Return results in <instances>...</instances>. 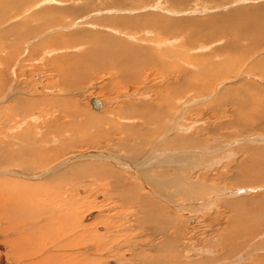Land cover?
Instances as JSON below:
<instances>
[{"label": "rangeland", "instance_id": "obj_1", "mask_svg": "<svg viewBox=\"0 0 264 264\" xmlns=\"http://www.w3.org/2000/svg\"><path fill=\"white\" fill-rule=\"evenodd\" d=\"M19 1L21 2H19L18 4L17 0H0V101L4 98H7V101H9L11 99L10 97L15 96L16 94L21 95L22 93L23 99L29 101L30 99H32L31 101H34L33 103L35 104L33 106L35 108H31L28 111V104L30 103L28 101L26 103L27 107L24 106L23 108L25 109L27 117L25 119L22 118L21 120L20 115L23 114V112L13 113L14 115L10 112V107L12 105H15L14 102L7 103L5 101L6 104H1L0 145H3V139L5 138L4 140H6V142L4 141V143L15 145L14 147H16L17 144L20 146V142L19 140H17L16 135L21 131L15 133L13 131L16 128L20 129L22 125H25L27 123L26 129L30 127L31 141L35 139L37 141V144L35 145L37 146V148L40 147L37 152L34 151L36 158L38 157V155H42L43 157V161H39L41 163H44L42 167L43 169L41 167L38 168L39 174L44 173L45 171L50 172L53 167L70 159L71 156L74 157L75 155L77 156L79 154H89L92 151L100 152L101 150L105 151L109 149L110 150L108 152L111 153V149L117 148L113 145V140H117L118 138L123 139L125 136V130H123V127L120 128V126L125 124L122 121H118L120 115H123V107H125L127 104H130V101L140 102V100H135L136 97L129 99L126 98L124 100H122L121 98L132 95L133 93L135 94L139 91L140 87H144L146 88V90H143V94L146 96L145 92H147V94L150 93L148 94L150 96L149 100H151L153 96L155 98V96L158 95L156 90L158 91V93H160V91L167 88L168 90L163 92V96L166 99L168 98L170 93L165 92H168L171 87H173L171 83L179 82L177 83V86H174V88L183 83L186 86L187 91L185 90L181 93L178 91L176 94L177 97L172 98V101L170 102H166V105L170 106H166L165 108L168 109L170 115L173 112L175 116L184 115L178 123V127L180 126L181 128H179L181 130L188 129L187 131L189 132L186 131V133L178 130L175 131L173 135L185 137L190 136L191 134V136H193L195 139H202L204 137V139H206V144L201 145L199 148H191L196 150H179L177 152H174L179 153L187 151H201L205 153V151L208 150L210 146L216 147L219 146L220 143L221 146H219L218 148L228 146V148L225 149L228 151H225L221 154H218L216 152L214 154L205 153L206 155L204 156V158H206V160L208 161H210L211 159V164L215 165V163H220L217 164L218 166L216 165L213 168H209L206 165L205 161L201 162V160H199L201 158L196 157L197 154H193V156L198 159H193L195 161L191 164L188 163L189 165L187 168H182L179 170L180 172L178 171L176 173H180V175L187 177L182 178L183 180L186 179L184 181L181 178L177 179L181 180V183H184L186 185L185 187L187 188L188 195H185L183 197L179 195L178 198L176 197V199H173L172 201L170 192L173 191V189H170V191H165V193L164 191H162L163 195L161 193V197L163 196V200L165 201V199H168V201L170 200V202H174V204H172V207H169L170 205L168 204V201H166V203H160L161 206L159 205V207H161V209H165L164 212H166V216H170L174 220H176L179 228L183 229L185 233H190L189 235H187L189 240H187V238L184 239L182 241V244L188 242L189 248L192 249L193 252L196 250L203 251L212 249L214 250L213 252L220 253V255L218 254L213 256L212 259H207L205 257H201L200 255L197 256L196 254H194L190 258L192 262L187 261V263L191 262V264H228V262H231L237 258L239 264H264V233H261L262 236L258 238L259 243H251L247 247H244L240 253H235L233 255L232 250L234 249V247L239 245L240 240H242L241 242H246L247 240L250 241V239L252 240V238H250V235H252L251 231L250 234H247V237L244 238L242 237L241 233L237 232L236 230H230L231 232H229V228L226 226V224L230 221L228 219L229 215L233 216L235 215V213H231L232 209H230V206L226 207V202H228V200L215 201V198L213 197L215 196V194L212 193L213 189H217V191L222 190L221 193H224L225 189L228 191H236L237 188H240L236 183H238V179H241L242 175L237 176L238 178H234L233 174L241 172L240 169L243 164L249 165L250 160L246 157V155L240 153L241 155L239 156V153H237L242 146L245 147L253 145L247 144V142H249V139L247 138H261L255 144L261 145L264 148V76H260V74H264V71H262V73L261 71H257V68L254 65L258 61V59L262 60L264 58V0H49V2L47 3V0ZM44 2L46 4L42 6ZM14 3H16V5ZM20 3L21 5L22 3L25 5H22L20 8H18L17 6L20 5ZM40 3L42 4L40 5ZM158 4L162 6V10H157ZM241 10L244 11L242 12ZM25 12H29V15H25ZM47 12H49L48 15ZM170 12L172 14L174 13L175 15L171 14L170 16L169 14H167ZM236 13L239 14L237 15ZM243 17L245 21L243 20ZM104 18L107 19L105 22L106 24L100 23L99 25H93L92 22L94 20L97 21L102 19L101 21H103ZM129 19L131 20L129 21ZM50 20L51 24L48 25L47 23ZM123 20L126 22V24L122 22ZM128 21L130 23H128ZM135 22L136 24L132 25V23ZM244 24L246 25L244 26ZM16 26H20L21 31H23L22 36L25 37L24 39H20L16 35H14L13 32ZM168 26L169 28H167ZM33 29L34 31L32 32ZM84 33L109 35L110 39H116L121 42L123 41L122 43L124 44V46H127V49L129 50L141 47L140 49L149 54V57H151V59L153 57V60H155V62L161 63L162 66H167L160 68H153V66L143 68L145 64H142L139 67L141 71L138 69V71H140L138 72V80L132 79L124 82L125 80L118 77L120 72L117 73L116 70L113 71V69H117V66L101 65L100 67L98 65H93L91 61H88L84 65L86 69V71L84 72L90 73L88 77L89 80H85L79 91L69 93L67 90L65 91V87H63L65 77L63 78L62 75L57 74L65 69V65L64 63L57 64L58 62L53 61H56L58 58L66 56L71 57L76 55L79 56L85 53L87 51V45L85 46L81 44L76 46H66L69 40L74 39ZM54 40L56 42L60 40L61 45L55 46ZM233 44H235V47H238L237 50L239 51L234 49L235 47L233 46ZM184 49H187V51H185ZM32 51L34 53H32ZM181 51L183 56H181ZM179 52L180 54H178ZM117 55L120 54L117 53ZM90 56L92 57V55ZM98 56H100V54H98ZM94 57L95 56H93L92 59H94ZM253 57H256V59ZM42 58L44 59L43 61ZM101 59L102 58H99L97 59V61H100ZM39 60L42 62L38 63ZM74 60L77 61L76 64L79 62L78 58H74L73 61ZM181 60H183V62ZM51 62H53L52 65ZM94 64L96 63L94 62ZM185 64L186 66H184ZM58 65H60V68H58ZM204 66L205 68H207L203 69ZM167 74L168 76L165 77ZM253 78L255 80H253ZM149 84L150 86L153 85L152 87H150L151 89L149 88ZM19 85L26 87L25 92H27V94L24 91L17 89L18 87H20ZM233 88H238L241 91L244 90L241 93V97L237 99L236 102L231 104H224L220 102V95L218 96V94L220 93L219 91H222L223 89ZM149 90H151V92H149ZM236 96L237 93L234 92L233 98H236ZM242 96H244V98ZM51 97H54V100L57 99L62 102L68 100L70 104H67L65 108V105L61 102L62 106L60 110L59 108H56L52 113H50L49 111L51 110L46 104H39L36 102L44 100L48 101L47 99H51ZM94 98L102 101L106 105L104 111L102 110L100 112H95L93 110L90 101ZM197 99H203V102L200 103ZM141 102L144 103L143 101ZM74 103H77L78 105L77 107H75V109L73 106ZM260 104H262L263 106ZM68 106L70 110L68 109ZM188 106L192 107L189 108ZM78 107L83 110L84 114L83 118H80L81 121L78 122L79 124H76L73 120L71 121V116L68 117V114L69 112H75ZM64 109H66L67 112H64ZM180 111H183L184 113H181ZM45 113L48 114L43 115ZM51 114L53 115L52 117L54 121L61 117V114H63L64 117H61L59 121L62 124H67L70 122L73 126L81 125L82 120L87 118L85 114L94 115V118L96 117V119L105 122L106 126H103V128H106L104 130L101 127H98L99 129L95 127L93 132L91 131L92 134H90V136L97 133V130H104L105 132L109 131L107 133L108 135L110 133V135L107 140H103V143L101 142L102 140L98 142L99 146H104L102 148L98 147V143H96L94 147H88L85 143L81 144V141L85 139V136L87 135H85L84 131L88 132L85 129L82 131L83 133L79 135L73 133L74 137H71L72 135H70V132L64 131L65 133L63 134V136H65L66 141L64 142H67L66 144L60 143L61 138L53 136L50 133V135H48L49 137H52V141L50 142V140L45 137L48 131L44 126L47 123H52ZM165 114L168 115L167 112ZM116 115H119V118H115L114 116ZM121 117L124 118L123 116ZM31 118L35 120L29 121ZM165 118L166 116H164V122ZM107 122L112 125L109 126L110 128L108 127L109 124ZM213 128H215V131L212 130ZM116 130H118L119 132ZM200 132L201 135H199ZM203 135H205L206 137ZM41 140H44V143L41 144ZM55 140L58 141V146H46L50 145ZM239 140L242 141V146H240L241 144H234ZM77 141H79L80 143H77ZM260 141H262V143H260ZM72 142L75 143L73 144ZM105 142L108 145H105ZM222 143H224L225 145ZM229 145H231V147H229ZM60 147L61 149L62 147L65 148L64 155H59L58 151ZM84 149L86 150V152ZM145 149L144 154L147 153V149L148 151L150 149H153L152 144H150L148 147L146 146ZM158 151L156 152L159 153ZM47 152H51L52 154L55 153L54 155H57L55 156L57 157L56 160H53L55 158H53L54 155L52 156L51 153L47 154ZM159 154H164V152L161 151ZM231 154L232 157L226 160V158H228V155ZM48 156H52L51 158L53 161L51 160V162H49L50 158H48ZM44 157H46V160ZM187 157L182 159H186ZM82 159L86 158L83 157ZM237 161L240 167H235L230 170V166L233 164L235 165ZM86 162L89 161L86 160ZM46 163L48 164L46 165ZM49 164L51 165L48 167ZM72 164L74 163H71V165L68 166H64L61 171L67 170V167H74L75 164ZM161 167L163 166H160L159 168ZM19 168L20 167H17L18 170H26L24 168ZM4 169L6 170L7 168H0V170ZM38 169H35L36 172L34 170L28 171L30 172L28 174H30V176L37 175ZM160 170L165 171V168H161ZM33 171L34 173H32ZM58 174L59 172L57 174L54 173L48 175L49 177L46 176L45 179L41 177L43 178V180L31 179L32 181H30V179H26L25 181V179L22 178H19V180H11L6 175L0 176V179H2L3 182L10 180L19 183H34L33 185L42 184V186L47 185L50 187L55 185V187L59 189L58 190L56 188V199L59 198L60 201L59 199H55L54 204L55 206H57V208L55 209L54 215H59V213H57L59 210L57 209L59 205H64V203H61L62 199L68 203L64 209H67L72 203H74V208L77 209L76 212L79 213L78 215H80L78 217L77 213L75 212L76 220L81 218V220H78L75 225H78L81 228H79V230H74L77 231L75 233L72 227L71 230L69 227L66 231L65 229L62 231L66 233H64V237L62 236V240H57L56 237V240H53L54 238H50L49 240V238H45L46 231H43L42 229L44 226H46V224L54 221L53 217L51 215L49 216V214H46L45 216H38L37 219L33 220V222L31 221L30 223L27 221L24 224L21 222H19V224H11L9 219H3L0 216V220L3 219V224H1L0 222V242L2 241V245L4 243L5 246L10 247V245L7 244L8 240L11 241L22 238L24 239L27 235L25 232H22V229L28 228L31 231V233H29L28 235L35 234L40 240V248L38 247L39 249L33 251V253H37L41 248L46 247L49 249L46 254H41L38 258V261L35 262L43 261L44 259L49 257H63L62 255L64 254H66L64 256L71 257L72 251L74 256H72L71 258L79 259L82 258V255H84V253L81 254V252L84 251V257L86 259H91V255L92 257H95L96 261L97 259L100 261H105L104 259H107V257L111 255V260H109L108 264H117V261L119 262L118 264H142V261L133 260L132 254L145 253L151 256L153 253L149 252L150 250L148 249V245L151 246L152 244L153 246L157 245V247H162L165 234L173 236L175 230L177 229H171L168 231V233H164L165 230L161 231L158 229L151 232L142 229V231L137 232L136 225L138 223L135 220L138 217L137 212L133 209H128L125 212L124 209H121V205L115 204L116 201L114 202V200H111L114 203H112L111 205V201H109L108 197L112 194V192L105 190L108 189V187H105L109 185L108 179L104 180L106 182H104L102 179H97V177L83 178L81 180L82 182L77 181V183L76 181L72 180L63 182H53V180L51 181V179L54 177L53 175L56 176ZM130 178L134 185L131 182H129V184L137 186L138 188L142 187V185L137 183L136 180H132L133 177ZM168 179L170 178H167L166 181H168ZM169 182H166V184H168ZM199 182H203V189H201L200 191L193 189V185H190L197 184ZM99 183H101L102 185ZM242 189H250V187ZM241 191L243 195L248 196V199L252 197H255V199H259L264 196V192H254L253 194H248L245 193L244 190H239V195ZM61 192H63L64 194H61ZM211 197L213 198L212 201L210 199ZM114 198L115 197H113V199ZM195 198L202 200L194 201L196 200ZM89 201H92V203L90 204L91 206L95 203V208H93L94 205L93 207H90ZM86 203L88 205H85ZM202 205L203 207L207 206L209 208H213V210H210L208 212L202 209ZM183 207L185 210L182 209ZM166 208H168L167 211ZM99 211L102 212L101 214L110 215V221H113V223H117V226L113 229V232L111 234V238H113L114 236L115 241H113V244L107 246L108 248H105L104 251L106 252V254L104 253V251L102 252L99 249L101 248V246L95 245L91 242V239L88 238H90V235L95 236L104 233L105 231H107L108 227H93L92 225H89L93 223L94 220L88 225L84 223V220L89 215V213L99 214ZM128 211L130 212V214H132L131 216L136 215V217L128 219V221H123L122 215L128 213ZM64 212H66V210ZM83 218L84 220H82ZM207 220H212V223L209 224ZM43 221L47 222L44 223ZM88 226L92 228L89 229ZM6 227L8 230L6 229ZM82 227H84V229ZM101 229H103V231ZM71 231H73L74 233ZM156 231H158V233ZM226 231L230 233L228 234L227 238ZM152 232L156 235L150 234ZM71 233L73 234V236ZM80 233L81 236L79 235ZM65 235H67L68 238L65 237ZM75 237L78 238V241H80L78 249L74 248L70 250L71 253H69L70 251L60 248L63 245L69 244V242H71V240ZM129 237L132 238L130 239ZM83 238L84 240H82ZM213 239H219V244L222 245L221 249H218L219 244L216 245L212 242ZM244 239L246 240L243 241ZM86 240L87 243L89 242L93 244L91 245L92 247H90L89 243H86ZM77 242L76 244H78ZM135 242L136 245L133 244ZM84 243H86L87 246ZM212 243L214 246L212 245ZM260 245L263 247V250L259 255H256ZM96 246L98 247V249ZM82 247H84L85 249H82ZM141 248L144 252H141L139 250ZM95 250L102 252L101 254L103 256ZM78 252L80 255L78 254ZM86 252L89 256H87ZM95 252L99 255L94 254ZM75 253L78 255V257H76L77 255H75ZM158 255L160 254H157V256ZM165 257L167 259L166 264H183L182 257H177L176 255ZM16 261L13 262L16 263ZM21 262L23 261L20 260L19 263Z\"/></svg>", "mask_w": 264, "mask_h": 264}, {"label": "bare ground", "instance_id": "obj_2", "mask_svg": "<svg viewBox=\"0 0 264 264\" xmlns=\"http://www.w3.org/2000/svg\"><path fill=\"white\" fill-rule=\"evenodd\" d=\"M17 1H18V4H19V2H21L19 0H17ZM175 1H177V0H175ZM47 2H49V0H47L46 3ZM46 3L44 2V4L42 6H44ZM14 4L16 5V3H14ZM41 4L42 3H40V5ZM22 5H25V4L22 3ZM22 5L20 3V5H18L17 7L20 8ZM161 7L162 6H160L158 4L157 10L161 9ZM251 10H252V8H251ZM251 10H250V12H251ZM30 11H31V9H30ZM127 12H129V11H127ZM238 12H240V11H238ZM24 14L29 15V12H25ZM48 14H49V12H47V15ZM167 14H169L171 16L172 13L170 12ZM236 14L238 15L239 13H236ZM172 15H175V14L173 13ZM186 15H188V14H186ZM141 18H143V17H141ZM145 19H146V17H145ZM228 19H230V18H228ZM232 19H233V17H232ZM101 20H97V21L94 20L92 23H93V25H99L100 23L101 24L105 23L107 19L104 18L103 21H101ZM130 20L131 19H129V21ZM243 20H244V17H243ZM53 21H55V20H53ZM125 21H126V19H125ZM125 21L123 20L122 22L126 24ZM129 21H128V23H130ZM244 21H243V23H244ZM146 22H148V21H146ZM146 22H145V24H146ZM169 22H171V21H169ZM251 22H250V24H251ZM263 22H264V20H263ZM227 23H228V21H227ZM47 24L50 25L51 20ZM133 24H136V22L132 23V25ZM236 24H238V23H236ZM245 25L246 24H244V26ZM160 28H162V27H160ZM167 28H169V26ZM167 28H165V29H167ZM27 30H28V28H27ZM33 31H34V29L32 30V32ZM22 32L23 31H21L20 26H16L14 28L13 33L18 38L24 39L25 37L22 36ZM25 34H26V32H25ZM149 37H151V36H149ZM122 42L118 41L116 39H110L109 35H101V34L98 35V34H91V33H86V34L84 33V34H82V35H80L74 39L69 40L68 43L66 44V46H76V45L82 44L85 46L87 45L88 47L86 48L87 51L85 53H83L79 56H77V55L71 56L72 59L70 56H66V57L58 58L56 61H53V62H58L57 64L64 63V65H65V69L62 68L63 69L62 72L57 73L59 75H62L63 78L65 77L64 86H63V87H65L64 90L65 91L67 90L69 93L79 91L81 86L84 84L85 80L86 79L89 80L88 77H89L90 73L84 72V71H86L84 65L88 61H91L93 65H98L100 67H101V65H104V66L115 65V66H117V69H113V71L116 70L117 73L120 72L118 77L120 79L125 80L124 82H126L127 80H132V79L136 80L138 77V72L141 71L139 69V67L142 64H145L143 68L152 67V66H153V68H160V67H166L167 66V65L162 66L161 63L155 62V60H153L154 59L153 57L151 59V57H149V54H147L142 49H140L141 47L140 48H133V49L129 50V49H127V46H124V44ZM54 44H55V46L61 45V41L60 40L58 42L55 41ZM157 46H159V45H157ZM233 46L235 47V44H233ZM237 48L238 47H235L234 49L237 50ZM20 50H21V48H20ZM184 50L187 51V49H184ZM237 51H239V50H237ZM32 53H34V52L32 51ZM117 53H119L120 55H117ZM98 54H100V56H98ZM178 54H180V52ZM36 55H37V53H36ZM90 55H92V57L95 56L94 59H92V57ZM181 56H183L182 51H181ZM86 57L90 58L91 60L87 59ZM74 58H78L79 62L77 64H76L77 61H75V60L73 61ZM95 58H97V59L102 58V59L100 61H97V59H95ZM253 58L256 59V57H253ZM43 60L44 59L42 58V61ZM42 61L39 60L38 63L42 62ZM181 61L183 62V60H181ZM53 62H51V65L53 64ZM94 62L96 64H94ZM64 65H62V66H64ZM254 65L257 68V71H259V72L261 71V73H262V71H264V58L262 60L258 59V61ZM59 66L60 65H58V68H60ZM184 66H186V64ZM253 66H252V68H253ZM206 68H205V66L203 67V69H206ZM88 69H90V68H88ZM138 69L140 71H138ZM55 70H57V69H55ZM168 74H171V73H168ZM168 74L165 77H167ZM15 75H16V73H15ZM173 76H174V74H173ZM241 76H242V74H241ZM260 76L263 77L264 74H260ZM176 77H179V76H176ZM253 80H255V79L253 78ZM160 82H162V81H160ZM177 83H179V82H177ZM177 83H171V85L173 87H171V89H170L171 91L169 90L168 92H165V93H170V95L166 99L163 96V92L167 91L168 90L167 88L160 91V93H158V91L156 90L158 95L155 96V98H154V96L152 97V94H151L152 98H151V100H149L150 96L148 94H150V93L147 94V92H145L146 93V96H145L143 94V90L144 89L146 90V88H144V87L143 88L140 87V89L138 91L139 93L136 92L135 94L133 93L132 95L127 94L128 95L127 97L121 98L122 100H124L126 98L129 99V98L136 97L135 100H140V102L135 101L136 102L135 103V102L130 101V104H127L125 107H123V111H122L123 115H120V118H119V115L114 116L115 118L116 117L119 118L118 119L119 122L122 121L125 124V125L120 126V128L123 127V130H125L124 138L123 139L118 138L117 140H113V142H114L113 145L117 148L111 149V153L108 152L110 150L109 149V150H105L106 152L102 151V150L100 152H93L92 151L89 154L85 153L84 155L79 154L77 156L75 155L74 157L71 156V158L66 160V161H64V159H65L64 158L63 159L64 162L61 161L62 163H59L58 165L53 167L50 172L45 171L44 173L39 174L38 168H40V167L42 168L43 164H44V163H41L39 161H43V157H42V155L41 156L38 155V157L36 158L34 151L37 152L40 149V147L37 148V146L35 145V144H37V141L35 139L33 141H31L30 127H28L26 129L27 123L25 125H22V127H20V129L19 128L14 129V131H13L14 133L21 131V132H18L16 135L17 140H19V142H20V146L17 144V146L14 147L15 145H12V144L9 145V143H4V141L6 142V140H4L5 138L3 139V145L2 146L0 145L1 146L0 147V168H7V169L6 170L5 169L0 170V176L6 175L11 180L12 179H14V180L18 179L19 180V178H22V179H25V181H26V179H30V181H32L31 179H35V180L36 179H38V180L42 179L43 180V178L45 179L46 176L54 174V173L57 174L59 172L58 175H56V176L53 175L54 177L51 179V181L53 180V182L54 181L55 182L56 181L63 182V181H71L72 180V181H76V183H77V181L82 182L81 180L83 178H89V177H95V178L97 177V179L99 178L100 180L102 179L103 181L108 179L109 185L105 186V187H108V189H105V190L112 192V194L108 197L109 201H111V200H114V202L116 201L115 204L121 205L122 208L121 207L120 208L124 209L125 212L128 209L129 210L133 209L137 212L138 217L135 219L136 222L138 223L136 225V227H137L136 231L137 232L142 231V229H145L148 232L155 231L156 229H158L161 231L165 230L164 233L165 232L168 233L169 230L177 228L175 230V233L173 236L165 234L164 243H163L162 247L161 246L157 247V245H155V244H154L155 246H153L152 244H151V246L148 245V249L150 250L149 252L153 253L151 256H149L148 254H145V253L144 254L143 253L142 254H135V253L132 254V259L137 260V261H142V264H166L167 259L165 256H171V255L172 256L176 255L177 257H182L183 258V264H191L192 260L190 258L194 254H196L197 256L200 255L201 257H205L207 259H212L213 256L218 255V254L220 255L219 252H213L214 250H212V249L203 250V251L196 250L193 252L192 249L189 248L188 242L182 244V241L184 239L187 238V240H189L187 235H189L190 233H185L183 229L179 228L176 220H174L170 216H166V214H165L166 212H164L165 209L164 208L161 209V207H159L160 203H164V202L166 203V201H168V199L167 200L165 199V201H164L163 196L161 197L162 191H164V193H165V191H170V189H173V191L170 192L171 193L170 197H171L172 201H173V199L175 200L176 197L178 198L179 195H181L182 197L185 195H188L187 194V188L185 187L186 185L184 183H181L182 182L181 180L177 179V178H181V179L187 178L186 176L180 175V173L176 174L180 169L187 168L189 164H191L192 162L195 161L193 159L197 160L198 158H201V159H199V160H201V162L205 161L206 165L209 168H213L214 166H216L217 164H220V163L219 162L215 163V165L211 164L212 163L211 159H210V161H208V160H206V158H204V156L206 155L205 153L214 154L216 152L218 154L219 153L221 154V153H224L225 151H228V150H225L228 148V146L218 148L219 146H221V143H220L219 146H216V147L210 146L208 148V150L205 151V153L201 152V151L200 152H189V151H187V152L175 153L179 150H191V151L196 150V149H191V148H199L201 145L206 144V139H204V137L202 139H195L193 136H191V134H190V136H185V137H179V136L173 135V133L175 131L179 130L181 132H186L188 130V129H186V130L182 129L181 130L180 129L181 127L180 126H179L180 128L178 127V123L180 122V120L183 118L184 115L183 116H175L173 114L174 112L170 115L168 109L165 108L167 106L166 102H170V101H172V98H176L177 97L176 94L178 91L181 93V92L186 90V86L183 83H181L178 87L174 88V86H177ZM144 84H145V82H144ZM144 84H143V86H144ZM19 86L20 87H18L17 89L22 90L24 92L26 91L25 90L26 87H23L21 85H19ZM152 86H150V84H149V88ZM145 87H148V86H145ZM149 88H147V89H149ZM242 91H244V90H242ZM242 91L238 88L223 89L222 91H219L220 92L218 94V96L220 95L219 100H220V102H222L224 104L234 103V102H236L237 99H239L241 97ZM149 92H151V90H149ZM234 92L237 93L236 98H233ZM25 93L27 94V92H25ZM242 97L244 98V96H242ZM10 98L11 99L9 101H7V98L2 99L0 101V106H2L3 104H6V102L7 103L8 102H14L15 105H12L10 107V112L12 114L23 112V114L20 115L21 116L20 119L21 120H22V118L25 119L27 117V115L25 113V109H23V108H24V106L27 107L26 103L29 100L23 99L22 93H21V95L16 94L15 96L10 97ZM54 99H55L54 97H51V99H47L48 101L44 100V101H36V102L39 104H46L48 106V108H50V110H51V111H49L50 113H52L54 111V109H56V108L57 109L59 108V110H60L62 103L65 105V108H66L67 104L68 105L70 104L68 100L65 102H62V101H59L57 99L56 100H54ZM31 100L32 99H30V101H29L30 103L28 104V111L31 108H35L33 106L35 103H33L34 101H31ZM94 100H97V99L94 98L90 101L93 110L95 112L96 111L100 112L102 110L104 111V109L106 108V105L102 101H99V100H97V101H99L101 103V105H102L101 108L99 110L94 109V107L92 105V101H94ZM197 100H199L198 102H200V103L203 102V99H197ZM197 100H196V102H197ZM132 101H134V100H132ZM141 101H143L144 103H142ZM192 101H194V100H192ZM196 102H195V104H196ZM260 105H262V104H260ZM73 106L75 109V107H77L78 105H77V103H74ZM168 106H170V105H168ZM177 107H179V106H177ZM190 107H192V106H190ZM68 109H69V106H68ZM186 109H187V107H186ZM64 112H67L66 109H64ZM166 112L168 113V115L165 114ZM180 112L184 113L183 111H180ZM109 113H110V111H109ZM46 114H48V113H45L43 115H46ZM83 114H84L83 110L80 109V107H78L75 112H73V113L69 112L68 117L71 116V121L73 120L76 124H79L78 122L81 121L80 118H83ZM114 114H116V113H114ZM85 115L87 116V118L82 120L81 125L73 126L70 122L67 124L66 123L62 124L59 121L61 117H64L63 114H61V117H59L55 121L53 120V117H52L53 115L51 114L52 123H47L44 126L48 131L46 133L45 137L48 138V140H50V142H51L52 137L48 136L51 133L53 136H57V137L61 138L60 143L66 144L67 142L66 143L64 142V141H66L65 136H63V134L65 133L64 131L70 132L71 134L70 133H68V134L72 135L71 137H74L73 136L74 134L79 135V134L83 133L82 131L85 129L88 132L84 131L85 135L86 134L87 135L85 136V139L82 138L83 140L81 141V144L85 143L88 147H90V146L94 147V145L96 143H98L100 140H102L101 141L102 143L104 142L103 140H107L110 133L108 135L107 132H109V131H107V132L104 131L106 128V127L103 128V126H106L105 122H103L99 119H96V117L94 118V115H90V114H85ZM121 116H123L124 118H122ZM164 116H166L165 122L163 121ZM99 117H97V118H99ZM31 120H35V119L31 118L29 121H31ZM103 123H104V125H103ZM110 125L111 124H109L108 127ZM18 126H20V125H18ZM95 127L96 128L101 127L104 130H99V131L95 130L97 133L94 132L95 134L90 136V134H92L91 131L93 132ZM212 130L215 131V128H213ZM116 131H118V130H116ZM187 132H189V131H187ZM155 133H157V134H155ZM199 135H201V132L199 133ZM203 136H205V135H203ZM9 137H12V136H9ZM213 139H215V138H213ZM247 139H249L248 140L249 142H247V144H253V145L243 147L241 144L242 141H240V140L234 143V144H241L240 146H242L237 152V153H239V156L241 155L240 153H242V154L246 155V157L250 160L249 165L243 164L241 166V169H240L241 172L233 174L234 178H238L237 176L242 175L241 179H238V183H236L241 189L237 188L236 191L231 190L232 192L225 189L224 193H221L222 190L217 191V189H213V192H212L215 194V196H213L215 198V201H217V200H219V201L220 200H228V202H226V205H227L226 207L230 206V209L233 210V211L231 210V213H235V215H233V216L229 215V218H228L230 220L229 222L225 221V222H227L226 226L229 228V232H231L230 230H236L237 232L241 233L242 237L244 238V237H247V234H250V231H251L252 235H250V238H252V240L250 239V241L247 240L246 242H241L242 240H240L239 245L234 247V249L232 250L233 255L235 253L236 254L240 253L244 247H247L251 243H259L258 238H260L262 236L261 233H264V196H262L259 199H255V197L248 199V196L243 195L242 191L240 192V195L238 192L239 190H244L245 193H248V194H253L254 192H264V148L261 145L255 144L261 138L259 139L257 137H251V138H247ZM152 140H153V142H152ZM78 142L79 141H77V143ZM213 142H214V140H213ZM40 143L41 144L44 143V140H41ZM72 143L74 144L75 142H72ZM224 143H222V144H224ZM260 143H262V141H260ZM106 144L107 143L105 142V145ZM150 144H152L153 149H150L149 151L147 149V153L144 154L145 150H146L145 149L146 146L148 147ZM46 146L47 147L48 146H52V147L55 146L56 147V146H58V141L55 140L50 145H46ZM47 147H46V149H47ZM98 147L99 148L101 147V146H99V143H98ZM102 147H104V146H102ZM229 147H231V145H229ZM60 149H61V147H60ZM60 149L58 151L59 155H64L65 148L62 147V149L61 150ZM164 150H167V151H164ZM47 151H52V150H47ZM156 151H158L159 153L161 151H163L164 154H159ZM85 152H86V150H85ZM87 152H89V151H87ZM48 153L49 152H47V154ZM54 154L51 153L52 156ZM122 154H124V155H122ZM193 154L194 155L197 154L196 157H198V158L193 156ZM55 156H57V155H54L53 158ZM187 156H190V157H187ZM46 157H44L45 160H46ZM51 157L48 156V158H50L49 162H51V160H52ZM83 157H85L86 159H82ZM185 157H187V158L182 159ZM230 157H232V154L228 155V158H226V157H223V158H226V160H227ZM56 158L57 157H55L53 160H56ZM86 160H88L89 162H86ZM83 161H85L86 163ZM52 163H54V162H52ZM71 163L75 164V165L72 164V165H74V167L73 166H72V168L67 167V170L61 171V169L64 168V166L71 165ZM47 164L48 163H46V165ZM50 165L51 164H49L48 167ZM15 166L20 167V168H24L26 170L25 171L18 170L17 167H15ZM160 166H163L161 168H165V171L164 170L161 171L160 170L161 168H159ZM235 167H240L238 161L236 162L235 165L233 164L230 166V170L232 168H235ZM35 169H38V171H37L38 174L34 175V176H30V174H28L30 172H28V171H32V170L35 171ZM34 171L32 173H34ZM6 176H4V177H6ZM41 177H43V178H41ZM130 177H133L132 180H136V182L141 184L145 190L142 187L138 188L137 186H133L134 184L131 181ZM9 178H6V179H9ZM167 178H170V179H168V181H166ZM184 180H186V179H184ZM30 181H28V182H30ZM104 182H106V181H104ZM129 182H131L133 185L129 184ZM166 182H169V183L166 184ZM33 184L19 183V182L10 181V180L3 182V180L0 179V212H1L0 216H1V218L9 219L11 224H19V222L24 224L27 221L30 223H31V221L33 222V220L37 219L38 216H42V215L45 216L46 214H49V216L51 215L53 217L54 221L49 222L48 224H46V226L43 225L44 227L42 228L43 231L44 230L46 231L45 232L46 233L45 238L47 237V238H49V240H50V238L51 239L54 238L53 240H56L55 237L57 238V240H62L63 239L62 236L64 237V233H65L62 231L64 229L66 231L69 227H70V230L72 227L73 231L76 229L79 230V228H81L80 226L75 225L76 222H78V220H81V218L80 219L77 218L78 220H76L75 212L77 211V209L74 208V203H72L67 209H64L68 203L62 199L61 203H64V205H62V206L59 205L58 209H57V210H59L57 212V213H59V215H57V216L54 215L55 209L57 208V206H55V204H54L55 199H56V193H57V191H56L57 187H55V185H53L51 187L47 186V185L42 186L41 181H40L41 185H33ZM36 184H38V183H36ZM99 184H101V183H99ZM190 185H193L192 188L195 190L200 191L201 189H203V182H199L197 184H190ZM247 187H250V189H242V188H247ZM174 192H175V194H174ZM208 192H210V191H208ZM61 194H64V193L61 192ZM162 195H163V193H162ZM113 197H115V198L113 199ZM58 199L59 198H57L56 200H58ZM195 199L196 200H194V201L202 200V199H197V198H195ZM210 199L212 201L213 198L211 197ZM59 201H60V199H59ZM221 202H223V201H221ZM87 203L85 205H88ZM91 203H92V201H89V205ZM110 203L112 205L113 202L111 201ZM168 204L170 205L169 207H172V204H174V202L172 203L169 200ZM93 205H94V207H93ZM90 207L95 208V203L92 204V206L90 205ZM97 208H98V206H97ZM92 209H91V211H92ZM167 209L168 208H166V211H167ZM182 209H184V207ZM202 209H204L208 212L210 210H213V208H209L207 206L203 207V205H202ZM65 210H66V212H64ZM100 211H99V214H96V213L90 214L89 213V215L86 217V219L84 220V218H83L82 220H84V223L87 225L94 220L93 223L89 224V225H92L93 227L94 226H96V227L107 226L108 227L107 231H110V232L105 231L104 233H102L100 235L99 234L98 235L94 234L95 236L90 235V238H88V239H91V242L94 243L95 245L101 246V248H99V249L103 252L105 250V248H108L107 246L113 244V241H115L114 236H113V238H111V236H112L111 234L113 232V229L117 226V223H113V221H110V218H111L110 215L101 214L102 212H100ZM206 211H205V213H206ZM186 212H187V209H186ZM161 213H162V216H161ZM78 214L79 213H77V215ZM131 215L132 214H130V212L128 211V213H125L124 215H122L123 217L122 216L121 217L123 218V221H128V219H132V218L136 217V215H133V216H131ZM79 216L80 215H78V217ZM3 219L0 220L1 224H3V222H2ZM207 221L209 224L212 223V220H207ZM221 221H223V220H221ZM45 222H47V221H45ZM87 225H86V227H87ZM10 226H12V225H10ZM88 227H89V229L92 228L90 226H88ZM82 228L84 229V227H82ZM6 229H7V227H6ZM101 230L103 231V229H101ZM11 231H13V230H11ZM73 231H71V232H73ZM22 232H25L27 236L24 239L22 238V239H16V240H11V241L8 240L7 244H9L10 247L5 246L4 243L2 245V243H1L2 241L0 242V264H108L109 260H111L110 259L111 255H109L107 257V259H104L105 261L102 260L103 262L98 260V259L96 261L95 257H92L91 255H90L91 259H86L84 257V255H85L84 251L81 252V254L84 253V255H82V258L84 257L83 259L82 258H79V259L73 258L72 259L71 257L74 256L73 251H72L71 257L64 256V255H66V254H64V255H62L63 257H58V258L49 257V258L44 259L43 261L35 262V261H38V258L41 254H46L49 249L45 247V248H41L37 253H33V251L38 250L40 248L39 247L40 240L38 239V237L35 234L28 235L29 233H31V231L28 228L22 229ZM74 232L76 233L77 231H74ZM156 232L158 233V231H156ZM229 232L226 231V238L228 237V234H230ZM3 234H5V233H3ZM150 234L156 235L153 232ZM79 235L81 236V233ZM72 236H73V234H72ZM86 236H87V234H86ZM145 236H147V235H145ZM65 237L68 238L67 235H65ZM76 237L73 238L71 240V242H69V244L63 245L60 248L66 249L68 251H70L74 248L78 249V247L80 245L79 244L80 241H78V238H76ZM129 238L131 239L132 237H129ZM0 239H1V236H0ZM69 240H70V238H69ZM82 240H84V238ZM245 240L246 239H244L243 241H245ZM37 242H39V243H37ZM76 242L78 244H76ZM212 242L214 244L218 245L219 239H216V240L213 239ZM86 243H87V240H86ZM86 243H84V244H86ZM213 243H212V245H213ZM84 244H83V246H84ZM87 244H86V246H87ZM89 244H90V247H92L91 245H93V244H91V243H89ZM133 244L136 245V242ZM81 245H82V243H81ZM218 246H219L218 249H221L222 245L219 244ZM82 249H85V248L82 247ZM97 249H98V247H97ZM139 250L141 252H144V251H142V248ZM262 250H263V247L260 245L259 250H258L256 255H259L260 252H262ZM79 252H78V254H79ZM96 252H98L100 254L102 253L100 251H96ZM96 252L94 254H96ZM107 252H108V250H107ZM69 253H71V251ZM104 253L106 254L105 251H104ZM157 254H160V255L157 256ZM75 255H77V254L75 253ZM96 255H99V254H96ZM87 256H89L88 253H87ZM76 257H78V255ZM90 257H87V258H90ZM93 259H95V260H93ZM100 259H102V258H100ZM20 260L23 262L19 263ZM120 260H121V258H120ZM13 261H16V263H14ZM187 261H191V262L187 263ZM118 263L119 262L117 261V264ZM228 264H239V263H238V260L236 258L233 261L228 262Z\"/></svg>", "mask_w": 264, "mask_h": 264}, {"label": "water", "instance_id": "obj_3", "mask_svg": "<svg viewBox=\"0 0 264 264\" xmlns=\"http://www.w3.org/2000/svg\"><path fill=\"white\" fill-rule=\"evenodd\" d=\"M92 105H93L94 109H96V110H99L102 106L101 103L97 100L92 101Z\"/></svg>", "mask_w": 264, "mask_h": 264}]
</instances>
